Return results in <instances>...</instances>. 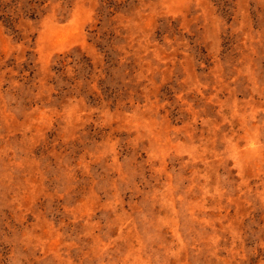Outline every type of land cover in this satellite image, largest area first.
<instances>
[{
    "label": "rangeland",
    "instance_id": "1",
    "mask_svg": "<svg viewBox=\"0 0 264 264\" xmlns=\"http://www.w3.org/2000/svg\"><path fill=\"white\" fill-rule=\"evenodd\" d=\"M0 264H264V0H0Z\"/></svg>",
    "mask_w": 264,
    "mask_h": 264
}]
</instances>
